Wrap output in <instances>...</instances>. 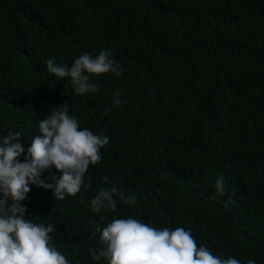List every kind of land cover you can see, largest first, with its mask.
<instances>
[{
    "label": "trees",
    "instance_id": "16d2710c",
    "mask_svg": "<svg viewBox=\"0 0 264 264\" xmlns=\"http://www.w3.org/2000/svg\"><path fill=\"white\" fill-rule=\"evenodd\" d=\"M101 50L122 75L94 76L95 93L79 96L47 72L50 58L71 66ZM65 103L81 129L110 138L86 173L91 187L55 200L29 185L22 203L26 219L56 228L70 264H107L91 258V234L129 217L264 264V0H0V142L20 132L27 149L38 121ZM105 176L136 204L117 196L115 211L92 212Z\"/></svg>",
    "mask_w": 264,
    "mask_h": 264
},
{
    "label": "clouds",
    "instance_id": "9594fccd",
    "mask_svg": "<svg viewBox=\"0 0 264 264\" xmlns=\"http://www.w3.org/2000/svg\"><path fill=\"white\" fill-rule=\"evenodd\" d=\"M46 66L49 74L60 81L67 80L79 96L97 91L92 83L94 76L122 75V67L110 50H101L98 55L83 53L71 66L57 64L55 58H50ZM122 103L117 93L112 107L118 108ZM110 110L105 109V114ZM69 112L66 103L51 108L50 115L38 121L40 134L27 149L20 142L23 139L20 132L10 131L0 142V264H70L53 243L51 234L56 228L26 219L27 208L22 203L29 198V185L51 190L55 200L75 197L82 186L85 191L91 187L90 177L85 183L86 173L90 165L100 163V150L109 144L110 138L94 134L88 128L81 129L78 119ZM21 156L23 162L18 159ZM53 167L59 176L50 171ZM46 171L49 176L45 179L42 176ZM102 180L110 186L101 187L91 199L92 212L115 211L117 196L126 205L136 204L134 194L126 195L107 176ZM215 190L221 197L230 191L222 176L217 178ZM232 202L229 197L224 207ZM96 233H100V246L90 249L91 258L106 260L107 264H243L237 258H222L208 247L198 246L191 230L183 227L158 229L129 217L97 226L91 234L93 238ZM246 264L255 261L249 259Z\"/></svg>",
    "mask_w": 264,
    "mask_h": 264
}]
</instances>
